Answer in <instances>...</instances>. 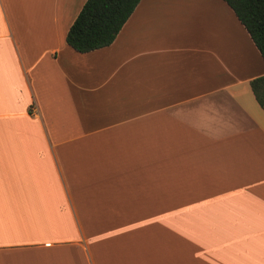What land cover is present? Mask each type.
<instances>
[{
	"label": "crops",
	"instance_id": "1",
	"mask_svg": "<svg viewBox=\"0 0 264 264\" xmlns=\"http://www.w3.org/2000/svg\"><path fill=\"white\" fill-rule=\"evenodd\" d=\"M86 0H0V264H264V61L223 0H141L80 54Z\"/></svg>",
	"mask_w": 264,
	"mask_h": 264
},
{
	"label": "trees",
	"instance_id": "2",
	"mask_svg": "<svg viewBox=\"0 0 264 264\" xmlns=\"http://www.w3.org/2000/svg\"><path fill=\"white\" fill-rule=\"evenodd\" d=\"M141 0H86L66 35V44L80 54L110 46ZM234 12L264 61V0H223ZM264 112V76L250 82Z\"/></svg>",
	"mask_w": 264,
	"mask_h": 264
}]
</instances>
